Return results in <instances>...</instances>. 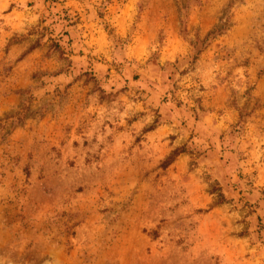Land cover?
<instances>
[{"label":"rangeland","instance_id":"1","mask_svg":"<svg viewBox=\"0 0 264 264\" xmlns=\"http://www.w3.org/2000/svg\"><path fill=\"white\" fill-rule=\"evenodd\" d=\"M0 264H264V0H0Z\"/></svg>","mask_w":264,"mask_h":264}]
</instances>
